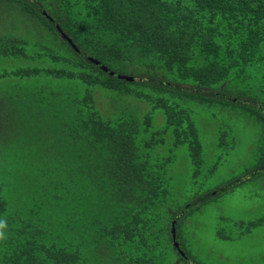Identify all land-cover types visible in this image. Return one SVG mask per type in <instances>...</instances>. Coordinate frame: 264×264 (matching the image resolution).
I'll return each instance as SVG.
<instances>
[{
  "label": "trees",
  "instance_id": "16d2710c",
  "mask_svg": "<svg viewBox=\"0 0 264 264\" xmlns=\"http://www.w3.org/2000/svg\"><path fill=\"white\" fill-rule=\"evenodd\" d=\"M19 59L0 71V264H193L169 171L182 146L200 169L202 111L244 115L255 155L186 211L264 178V0H0V64Z\"/></svg>",
  "mask_w": 264,
  "mask_h": 264
},
{
  "label": "rangeland",
  "instance_id": "374dc122",
  "mask_svg": "<svg viewBox=\"0 0 264 264\" xmlns=\"http://www.w3.org/2000/svg\"><path fill=\"white\" fill-rule=\"evenodd\" d=\"M36 33L37 27L33 25L30 35ZM26 66L21 59L8 61L0 64V71ZM65 83L71 92L77 89L76 83ZM197 127L203 148L200 169L193 165L187 146H182L173 149L174 163L169 171V207L174 211L183 207L180 215L187 217L181 240L193 256V264H264V178L256 177L201 201L199 209L186 211L193 199L203 198L210 190L217 193L218 187L244 173L249 157L255 155L256 132L244 115L224 110L198 113ZM148 139L141 136L140 140ZM173 145L167 137V146L160 145L159 152L157 147L154 161L170 155ZM170 214L165 209V221L171 222Z\"/></svg>",
  "mask_w": 264,
  "mask_h": 264
},
{
  "label": "clouds",
  "instance_id": "9594fccd",
  "mask_svg": "<svg viewBox=\"0 0 264 264\" xmlns=\"http://www.w3.org/2000/svg\"><path fill=\"white\" fill-rule=\"evenodd\" d=\"M7 223L5 220H0V242L7 240Z\"/></svg>",
  "mask_w": 264,
  "mask_h": 264
},
{
  "label": "water",
  "instance_id": "95a60500",
  "mask_svg": "<svg viewBox=\"0 0 264 264\" xmlns=\"http://www.w3.org/2000/svg\"><path fill=\"white\" fill-rule=\"evenodd\" d=\"M65 38H67V36H65ZM72 42V41H71ZM96 63H99L98 61H95ZM101 65V64H100ZM127 78V77H126ZM174 224L175 223H173V230H172V232L174 233V239H176V228H175V226H174ZM177 247H179V244L178 243H176L175 244Z\"/></svg>",
  "mask_w": 264,
  "mask_h": 264
}]
</instances>
